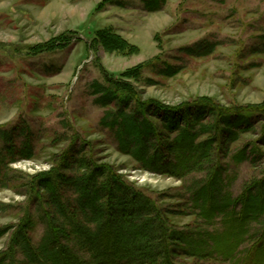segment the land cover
<instances>
[{
	"label": "rangeland",
	"instance_id": "374dc122",
	"mask_svg": "<svg viewBox=\"0 0 264 264\" xmlns=\"http://www.w3.org/2000/svg\"><path fill=\"white\" fill-rule=\"evenodd\" d=\"M100 31L119 36L134 52L90 47ZM58 37L68 39L63 49L30 50ZM133 69L138 75L121 77ZM108 80L131 85L134 95L126 107L120 104L122 93L102 101L97 86L110 88ZM136 99L184 104L191 115L195 102H206L230 122L237 110L264 109V0H0V228L7 227L0 252L7 251L13 238L18 247L11 264H35L19 249L21 238L13 236L26 218L24 234L31 246L36 249L43 237L40 201L48 207L47 196L30 186L33 176L54 169L56 178L75 177L80 160L110 167L164 212L168 229L177 232L169 240L172 263L264 264V212L250 214L242 228L234 223L229 228L224 216L202 217L193 202V194L206 188L212 175L219 179L213 192L220 204L226 197L248 200L258 195L257 187L264 189L263 116L250 114L229 128L236 134L231 136L216 114L203 113L202 121L190 125L199 133L201 127L213 129L197 141L215 135L216 142L207 158L189 164L181 176H171L150 171L136 158V146L129 141L134 136L119 134L123 118L106 126L117 111L138 122L145 118L135 112ZM150 121L162 133V120ZM175 136L166 133L160 144L147 138L146 159L157 148L162 160L176 164L170 145ZM23 144L29 145V156L20 154ZM240 151L243 160L237 162ZM59 194L71 216L77 194L61 183ZM233 208L224 214L233 209L237 220L240 203ZM74 216L79 225L93 227ZM64 228L67 237L61 243L92 264L69 224ZM224 234V242L233 245L227 257L216 251L213 240Z\"/></svg>",
	"mask_w": 264,
	"mask_h": 264
},
{
	"label": "trees",
	"instance_id": "16d2710c",
	"mask_svg": "<svg viewBox=\"0 0 264 264\" xmlns=\"http://www.w3.org/2000/svg\"><path fill=\"white\" fill-rule=\"evenodd\" d=\"M158 1V0H155ZM68 43V39L58 37L44 44L36 45L30 50L34 54L55 49H63ZM99 44L108 52H125L133 53V47L122 40L119 36L109 31H100L96 34L94 41H89L90 47ZM138 75V70L133 69L126 71L121 75L122 78H130ZM110 88H102L97 86V92L101 93L102 101H109L117 98V94H121L120 104L127 106L128 101L134 93L131 85L126 81L108 80ZM137 111L142 118L140 122L135 116L126 117L123 112L117 111V116L106 126L114 127L121 120L123 133L129 138V141L136 146L135 156L143 164L145 168L156 173H166L171 176H181L185 172V168L197 160H204L208 157L214 143L215 135L207 136L203 140L197 141L200 134L208 135L207 130L213 127H201L200 133L194 131L193 122L202 121L203 113L209 112L216 114V121L221 120L226 124V130L229 128H237L248 120V116L258 113L264 118V109L258 107L255 110L247 111L245 109L237 110L230 115L233 120L230 122L226 113L219 111L215 105L206 102H195L193 109L195 113L190 114V108L187 105L165 106L155 101L140 102L136 99ZM151 111V114L147 113ZM146 113L149 117L146 116ZM151 119L162 120L161 132L150 121ZM105 122V120H103ZM217 126V125H216ZM166 133H175V139L171 149L175 151L177 163L170 164L162 160V152L154 148L151 150V157L146 159V152L150 151L146 148L147 138L154 137L158 144L162 142V137ZM140 135V136H139ZM230 135L236 134L230 130ZM138 137V138H137ZM29 145H24L20 154L29 156ZM244 151H240L236 161L243 160ZM79 174L75 177H67L59 175L56 178L54 169L39 173L33 176L31 185L33 189L42 192L47 196L45 202L48 207L41 205L42 218L45 220V231L39 246L35 249L29 243L25 236V229L28 228L29 220L22 219L14 231V238H21L22 242L20 250L23 255L35 264H86L79 256L74 254L69 248L61 243L62 238L67 237L64 233V225L69 224L72 233L77 235L82 245L90 253L92 264H174L169 256V240H173L176 231L168 229L166 216L156 204L148 196L141 191H135L122 181L112 169L108 166L81 163L78 161ZM170 164V165H168ZM219 179L216 175H212L206 185L193 194V202L199 208L200 215L207 220L216 216H224L223 219L230 228L234 223L236 226L243 227V221L250 214H262L264 212V189L257 187L258 195L245 200L239 197L231 201L229 197L224 198V203L220 204L214 200L213 189ZM59 183L69 185L77 194L76 211L70 216L67 213L65 205L62 203L59 194ZM36 187V188H35ZM199 203H201L199 205ZM240 203L241 209L238 218L235 220L233 207ZM226 208H233L230 214H224ZM81 215L86 223L93 227L79 225L74 220V215ZM166 214V213H165ZM199 214V213H198ZM58 218L65 220L63 224L58 222ZM7 230L0 228V236H3ZM226 234L214 238L216 251L220 254L225 252V257L229 256L232 246L227 245L224 239ZM179 240H185L179 237ZM192 241H188L190 244ZM18 247L16 241L11 238L10 246L6 252H0V264H11L13 261V248ZM193 247L192 250H196ZM199 250L197 249L198 253Z\"/></svg>",
	"mask_w": 264,
	"mask_h": 264
}]
</instances>
